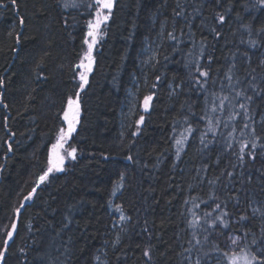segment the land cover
<instances>
[{
  "label": "trees",
  "instance_id": "obj_1",
  "mask_svg": "<svg viewBox=\"0 0 264 264\" xmlns=\"http://www.w3.org/2000/svg\"><path fill=\"white\" fill-rule=\"evenodd\" d=\"M16 2L19 15L26 17L23 26L16 8H0V78L4 79L0 100L7 105L0 104V229L17 224L5 264H96L101 252L106 264H187L190 255L215 262L224 260L225 234L247 232L248 245L252 238L262 239L264 156L258 155L243 169L237 167L230 182L226 171L233 170L236 158L231 153L239 145L233 140V149L224 147L233 128L237 131L232 135L240 138L244 122L240 115L229 120L230 114L241 112L225 79L229 67L234 65L232 74L240 80L239 85L232 81L236 90L245 88L254 95L249 87L251 69L256 70L255 84L264 88V33L259 31L264 28V8L258 0H220L219 4L180 0L184 16L173 14L180 11L177 0H116L105 34L95 46L89 83L80 93L79 124L69 142L77 148V158L38 187L31 201L24 197L48 167L51 145L65 126L66 98L79 90L82 69L75 65L86 49L83 41L91 14L86 7L89 0H76L79 6L68 8L63 7L65 0ZM216 13L226 16L223 26H217L222 33L219 39L209 31L216 26ZM169 32L177 40L169 39ZM250 40L256 41L255 47ZM201 41L207 44L203 57ZM148 43H155L156 58L141 67ZM209 54L214 58L211 79L200 90L185 65L198 60L207 67ZM40 73L46 78L38 79ZM132 90L138 101L123 128V108ZM149 95L153 99L145 111L144 98ZM224 96L229 97L225 108L213 112V102L219 104ZM254 100L255 127L264 136L260 124L264 93ZM141 116L144 122L138 126ZM209 119L215 136L208 132ZM189 124L194 129L190 134L185 131ZM182 133L187 139L177 158L175 139ZM205 133V140L211 141L207 148L200 142ZM129 155L133 161L126 159ZM217 176L220 182L209 185ZM237 190H241L239 205L228 200L229 227L209 228L211 220L205 223L204 214H217L209 197L216 193L223 200ZM253 202L256 206H251ZM115 205H121L131 219L113 247ZM253 209L260 211L253 215ZM240 215L248 219L239 221ZM3 239L0 232V246ZM145 250L151 260L143 255Z\"/></svg>",
  "mask_w": 264,
  "mask_h": 264
},
{
  "label": "snow or ice",
  "instance_id": "obj_2",
  "mask_svg": "<svg viewBox=\"0 0 264 264\" xmlns=\"http://www.w3.org/2000/svg\"><path fill=\"white\" fill-rule=\"evenodd\" d=\"M116 0H89V3L86 5V7L90 10L91 18L87 21V33L84 38L83 43L87 46L86 50L83 52V56L80 59V62L75 65L76 69H82V71L78 72V77L80 83L77 85L78 91L75 92L74 96L69 95L66 98L65 101V108L63 110V121L66 124V127L61 126L55 137V143L51 145V156L48 162V167L46 170H43V174L38 177L39 184L37 187H39L40 184H44L45 181L49 179V176L51 173L55 172H63L65 171L64 164L66 159L71 158L72 160H76L77 156V148L75 146H72L69 142L73 139V133L77 131V125L79 124V117L81 113V101H80V93L85 90V86L89 83V74L93 71V64H94V56H93V49L97 45L100 39L103 38V35L106 31V26L108 21L110 20L112 14H113V8L115 5ZM217 4L220 3V0H215ZM258 3L261 8H264V0H258ZM14 7L17 9V15L19 17V24L20 26H23L25 24L26 17L19 15V5L17 4L16 0H8V3H4V0H0V8H7V7ZM78 7L79 5L76 3V0H71V4L68 2V0H65L63 3L64 8L68 7ZM176 7L180 9V11H174V16H184V9L182 5L180 4V0H177ZM228 11H231V9H228ZM194 13L196 15L200 14L199 8L194 9ZM187 19V17H185ZM207 19V18H205ZM213 19L216 21V26H212L209 28V31L214 34V37L216 39H219L222 37V33L218 31L217 26H223L226 20L225 14L216 13L213 16ZM204 22L202 21V24ZM65 24H67V20H65ZM207 26V25H205ZM261 33H264V28H261L259 30ZM11 34V33H10ZM22 33H19L16 35V43L19 44L21 40ZM168 37L171 40H177V37L174 35L173 32L168 33ZM250 45L255 47L256 41L250 40ZM207 47L206 42L201 41V57H203V50ZM213 57L211 54L207 56V67H204L198 60L196 61H190L189 64H186L185 67L189 68L190 70V79L192 83L199 88L200 90H205L206 85H208L209 80L211 79V64L213 63ZM158 63V61H157ZM262 65H264V61L261 62ZM190 66V67H189ZM231 66L228 69V72L225 74V79L229 82V86L232 87L233 91L235 92V98L237 100L239 109L241 112H234L229 115V120H232L234 116L240 115L243 119V125L239 129L240 132V138L237 139L232 135V132L237 131L236 128H233L232 132H230L229 140L225 144V149H233V143L232 141L235 140L236 143L239 145L238 149H235L232 151V155L236 158V163L231 165L232 171H226V175L229 178L230 182H232V179L235 177V169L237 167L243 169L249 161L254 162L257 158V156H264V136L258 134L257 129L255 127L256 120L253 116V105L255 104L254 96H260L262 93H264V88H260L258 85L255 84L256 77L255 75H252L256 70L251 69L249 72V75L252 76L251 81H249V87H251L254 95H248L247 89L240 88L239 90H236V86L232 84L233 79L236 80V85L240 84L239 78L234 77L232 74V68ZM38 79H44L46 78L43 73H40L37 77ZM160 78L157 77V80ZM215 83V81H212ZM183 82L181 84H177L176 88H180L182 86ZM4 85V79L0 78V87ZM155 86V85H154ZM215 95V93H213ZM153 99L151 95L146 96L144 98V110L148 111L149 109V102ZM228 96H224L223 98L219 99V104H215L212 108V111L215 112L217 109H224L225 104L224 101L228 100ZM242 101V102H241ZM0 104H3V100H0ZM5 108H7L6 104H3ZM233 108H235V105H232ZM261 120L260 124L262 127H264V113H261ZM7 119V117H5ZM201 119H204V117H201ZM144 122V117L141 116L139 118V121H137V125L139 126ZM219 121H217V124ZM227 126V125H225ZM7 127V125H5ZM215 125L213 124V121L211 119L208 120V132L213 133V136H215ZM247 130V131H245ZM187 133H192L194 129L189 124L188 127L185 129ZM139 132V127L137 128V132H134L133 135H137ZM12 135H15L12 133ZM207 136V133L204 134V136L201 137L200 142L203 144L205 148L208 147V144L211 141H206L205 137ZM245 136H247V139H245ZM187 139L184 134H181L180 139H175V144L178 146L176 150V156L179 158L180 152L182 150V146L185 143V140ZM65 145H68L69 147L66 148ZM70 148V150H69ZM12 147L11 144H8V151H11ZM247 157V159H246ZM105 159H108V157H105ZM128 161H133L134 158L129 155L126 157ZM217 163H219V160H217ZM259 171V170H258ZM224 173H222L223 175ZM240 175H243V172L240 173ZM264 175V173H262ZM124 177L121 175V180H123ZM220 182V176L215 177L212 180H209V185H216ZM243 183V181H241ZM248 183H251V176L248 177ZM123 185L116 186L112 191V196H115L120 188H122ZM241 190H237L236 194H228L227 199H221V196L219 194L213 193L209 199L212 200L215 207L213 209V212H216L217 214L213 216L212 212H206L204 215L207 218L205 220V223L208 222V220H211V224H209V228L211 229H223L228 228L229 224L232 219V214L227 210L228 209V200H234L237 205L240 203V196L239 192ZM36 192V188L34 187L32 189V193H29L24 199L26 201H31L33 197V193ZM196 198H193L195 200ZM188 201L186 200L185 203ZM203 203L207 204V201H202ZM25 205H21L20 207H24ZM198 207L199 205H195ZM109 207H112L111 201L109 202ZM115 211L120 213L119 220L122 222H127L131 219L130 216H126L124 214L123 207L121 205H115ZM260 211L259 209H253V215L256 214V212ZM16 213L20 212V208L15 209ZM261 215L264 216V212H261ZM245 219H248L245 215L239 216V221H243ZM66 220L68 223H71V220L66 217ZM237 221V222H239ZM68 223L64 225V227L68 226ZM147 224V221H145ZM193 224L196 223L194 220L192 222ZM113 227L116 228L117 225L114 223ZM120 230H123V225H120ZM145 232H147V228L144 229ZM207 231V229H206ZM0 232L3 233L4 239L2 242V246H0V264H5V256L6 253L9 250L10 242L14 239V234L17 233V224L16 222H12L10 227L8 225H5L3 229H0ZM262 233H264V229H262ZM226 238L229 242L228 247L231 248H240L241 244L244 245V247L241 249V252L244 253L243 259L244 264H264V236H262V239L258 242L255 238L252 240L251 245H248L247 243H244L249 233L245 232L242 236H238L235 233L232 234H225ZM207 239V237H205ZM120 237L117 236L116 241L113 242V247L116 246V244L119 243ZM197 244L200 243L199 240L196 241ZM218 247V246H217ZM255 249L253 251L252 249ZM20 251L23 253V249H20ZM106 255V253H105ZM143 255L145 257H148L149 260H151V253L149 250H145ZM222 258L224 260L228 261V264H238L239 256L236 253H233L232 255H229L228 252L222 253ZM97 261L100 260V257H95ZM119 259V258H118ZM196 264H200V261L197 260ZM217 264H220V260H217Z\"/></svg>",
  "mask_w": 264,
  "mask_h": 264
},
{
  "label": "rangeland",
  "instance_id": "obj_3",
  "mask_svg": "<svg viewBox=\"0 0 264 264\" xmlns=\"http://www.w3.org/2000/svg\"><path fill=\"white\" fill-rule=\"evenodd\" d=\"M86 48H87V46H86ZM94 50H95V47L93 49V56H94ZM156 52H157V47H156L155 43L146 44L145 50L143 51V54H142V56L144 57V59H143L144 61L141 64V67L149 66L155 60ZM137 101L138 100H137L136 93L133 90L130 91L129 95H128L127 102H126V105L123 108V115H122L123 116V128L125 127V123L129 122V120L131 119V116H132V114L134 113V111L136 109ZM64 127H66V124H65ZM77 127H78V125H77ZM65 147L68 148L69 146L65 145ZM50 150H51V148H50ZM69 150H70V148H69ZM50 156H51V152H49V159H50ZM71 161H73L71 158L66 159L65 164H64L65 170L67 168V165ZM48 162H49V160H48ZM63 172H55L54 171L53 173L50 174V176L58 174V173H63ZM50 176H49V178H50ZM38 184H39V181H37V184H36V187H35L36 189L38 188L37 187ZM41 185L42 184H40L39 187ZM34 194L35 193H33V196H34ZM251 206H256V204L253 202V204H251ZM112 212L115 213V221H114V223L117 225V227L116 228H114V227L111 228V235L114 237V239L116 241L117 236H119L120 239H121V237L127 232V223H128V221L127 222L120 221L119 220L120 213L116 212L113 209H112ZM120 225H123V230L122 231L120 230ZM253 239L254 238L251 239V242H252ZM227 242H228V240H227ZM228 244H229V242H228ZM228 244H227V247H226V252H228L229 255H232L233 253H236L240 257L239 260H238V264H244V259H243L244 253L241 252V249L244 247V245L241 244L240 248H231L230 249L228 247ZM98 256L100 257V260L97 261L95 259L96 264H106L105 260H104V252H101V254L98 255ZM197 260L200 261V264H217V260L215 262H212L211 260H206V259L203 260L200 256H192V255H190V257L188 258L187 264H196ZM220 264H228V261L227 260H220Z\"/></svg>",
  "mask_w": 264,
  "mask_h": 264
}]
</instances>
